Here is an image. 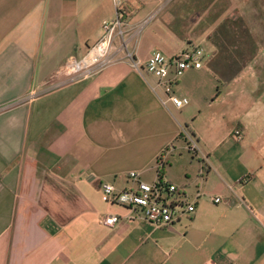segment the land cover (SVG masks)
Instances as JSON below:
<instances>
[{"label":"crops","instance_id":"1","mask_svg":"<svg viewBox=\"0 0 264 264\" xmlns=\"http://www.w3.org/2000/svg\"><path fill=\"white\" fill-rule=\"evenodd\" d=\"M130 6L122 39L141 62L204 48L173 88L181 107L122 49L92 75L63 73L113 0H0V264H264V0ZM160 158L193 212L155 228L102 199V183L132 188L131 171L154 182Z\"/></svg>","mask_w":264,"mask_h":264},{"label":"built area","instance_id":"2","mask_svg":"<svg viewBox=\"0 0 264 264\" xmlns=\"http://www.w3.org/2000/svg\"><path fill=\"white\" fill-rule=\"evenodd\" d=\"M113 2L115 16L112 20L103 22L102 33L98 40L89 46L82 56H70L64 63L62 71L69 79L94 74L110 63L116 53L121 50L119 47L113 48V40L116 30L123 38L124 31L122 29L127 17L130 15L131 6L130 0H113ZM150 18H152V15L147 17L141 26H144ZM122 44L126 50L124 56L131 60V64L143 76L152 75L156 78V86H161L166 95V98L162 99L163 104L170 102L175 107H181L188 102L187 97L175 95L173 88L185 70L203 66L206 56L203 47L191 44L171 56H166L161 51L154 50L144 62H141L126 49L125 41ZM153 89H156L155 86H153ZM184 135L188 150L197 152L199 148L194 136L189 132H185ZM232 136L239 140L242 138V131L236 128L233 130ZM162 167L163 162L160 158L157 163V178L151 183L140 180L137 172H129V178L134 182V186L130 189L116 190L112 184L102 183V199L128 206L136 218L150 223L155 228L172 225L180 217L193 212L195 203L185 198L177 185L163 179ZM214 201L219 202L221 198L216 196ZM117 221V215L100 217V222L108 226L114 225Z\"/></svg>","mask_w":264,"mask_h":264},{"label":"rangeland","instance_id":"3","mask_svg":"<svg viewBox=\"0 0 264 264\" xmlns=\"http://www.w3.org/2000/svg\"><path fill=\"white\" fill-rule=\"evenodd\" d=\"M116 31L117 32H116V35H115L114 40H113V48L114 47L116 48V45H117V47H119V49H123V52H121V53L125 55L126 50L123 47V44H122L123 41H122L121 35L118 33V30H116Z\"/></svg>","mask_w":264,"mask_h":264}]
</instances>
